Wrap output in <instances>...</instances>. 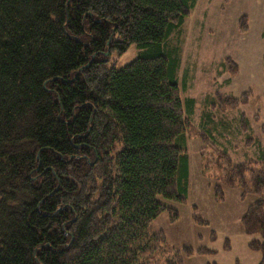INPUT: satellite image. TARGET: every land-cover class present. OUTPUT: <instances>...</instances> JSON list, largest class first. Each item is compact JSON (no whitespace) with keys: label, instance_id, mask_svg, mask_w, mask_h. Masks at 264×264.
Here are the masks:
<instances>
[{"label":"trees","instance_id":"trees-1","mask_svg":"<svg viewBox=\"0 0 264 264\" xmlns=\"http://www.w3.org/2000/svg\"><path fill=\"white\" fill-rule=\"evenodd\" d=\"M195 4L0 0V264H148L165 252L151 225L161 199L186 200L190 160L179 60L163 45ZM132 45L140 57L109 67ZM214 162L226 186L258 195L243 224L264 253V162Z\"/></svg>","mask_w":264,"mask_h":264},{"label":"rangeland","instance_id":"rangeland-1","mask_svg":"<svg viewBox=\"0 0 264 264\" xmlns=\"http://www.w3.org/2000/svg\"><path fill=\"white\" fill-rule=\"evenodd\" d=\"M191 1L195 7L163 45L169 59L179 60L188 116V194L183 203L161 199L168 209L151 231L163 233L165 252L148 264H262L263 251L250 247L261 235L248 234L243 224L259 197L226 186L227 174L214 158L228 155L233 166L264 162V0ZM143 52L136 45L115 51L109 67L123 68ZM229 99L237 104L224 109ZM121 149L118 143L114 153Z\"/></svg>","mask_w":264,"mask_h":264},{"label":"water","instance_id":"water-1","mask_svg":"<svg viewBox=\"0 0 264 264\" xmlns=\"http://www.w3.org/2000/svg\"><path fill=\"white\" fill-rule=\"evenodd\" d=\"M110 55V50H108L107 52H106V56H109ZM108 59L107 58H105V61H107ZM92 61L93 60H91L90 61V63L87 65V66H85V67H88V66H90L91 65V63H92Z\"/></svg>","mask_w":264,"mask_h":264}]
</instances>
